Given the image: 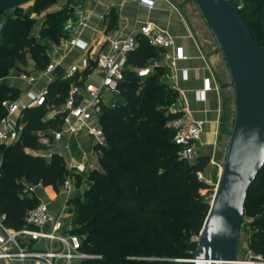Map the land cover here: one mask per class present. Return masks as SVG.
<instances>
[{
	"label": "trees",
	"instance_id": "obj_1",
	"mask_svg": "<svg viewBox=\"0 0 264 264\" xmlns=\"http://www.w3.org/2000/svg\"><path fill=\"white\" fill-rule=\"evenodd\" d=\"M238 2L244 24L261 45L264 0ZM53 3L34 0L26 5L27 12L23 7L15 9L5 19L0 34V79L9 71H24L27 57L44 70L45 48L29 34L35 17ZM68 15L70 8L45 14L38 38L56 41L62 37ZM135 42L126 63L141 68L158 57L142 36L137 35ZM132 70L125 68L114 106L103 107L99 116L103 144L93 147L98 168L72 176L75 183L85 179L89 184L79 198L67 202L75 214L68 233L82 237L80 251L94 256L80 264H191L186 260L191 259L196 242L190 237L198 236L209 206L200 194L206 186L196 176L208 161L198 157L188 163L176 156L178 147L172 143L169 123L181 112L172 110L179 101L177 92L164 82L165 68L156 67L143 79ZM71 82L74 78L55 80L44 105L24 111L19 139L0 146V217L9 230L23 228L25 213L38 204L27 187H50L57 193L68 175L61 157L52 154L45 159L26 151L46 150L37 144L35 132L60 129V111L51 118L40 116L46 114L45 106L60 108ZM17 97L16 89L0 84V119L4 115L1 102ZM244 219L249 230L247 251L264 260V165L249 189Z\"/></svg>",
	"mask_w": 264,
	"mask_h": 264
},
{
	"label": "crops",
	"instance_id": "obj_2",
	"mask_svg": "<svg viewBox=\"0 0 264 264\" xmlns=\"http://www.w3.org/2000/svg\"><path fill=\"white\" fill-rule=\"evenodd\" d=\"M153 5L150 9L137 3V0H54V3L35 17L34 25L30 30V36L35 38L40 45L45 48L47 65L53 63L65 73L70 66L77 64L79 60L87 58L88 66L85 70H80L72 76L78 86L92 84L98 86L101 79L100 72L95 68V57L99 53L108 50V40H121L127 35H138L139 28L144 24H150L157 30L166 33L172 38L175 46L182 47L186 59L175 63L171 73L172 78L164 80L165 84L174 89L178 95L179 105L173 107L175 111L184 107L193 122L200 125L198 140L194 143V152L199 157L207 159V165L200 173L204 181H210L217 165L216 150L218 138L220 136V121L222 112L221 97L213 78L214 86L217 90L211 89L203 94V100L197 99V93L201 90L202 79L211 74L207 59L198 47L194 36L186 22L184 15L170 0H151ZM82 2L86 21L84 26L76 29L74 33L67 30L70 22V15L65 21V31L62 37L56 41L38 38V29L41 27L44 16L47 13L57 12L64 8H71L72 4ZM24 8V7H23ZM77 41L78 45H69L70 41ZM168 54L171 50L167 51ZM127 59V58H126ZM161 66L165 61L158 55L155 59ZM46 65V66H47ZM125 68H135L133 65L125 63ZM24 71L13 70L9 77L4 78L2 85L7 88H14L18 91L16 101L24 104L28 98L27 94L37 95L43 90L48 92L49 86L55 81H64L62 75L59 78H52L50 75H43V70H38L32 59L27 57ZM31 75L34 82L26 84L17 79L18 73ZM167 74V73H166ZM107 101L108 97L103 96ZM46 108L44 118H51L59 111V107ZM14 117H10V123L14 122ZM64 146L66 150H64ZM94 141L81 134L74 138L63 135L60 141L49 149L42 152L27 150L30 155H41L45 159L49 154H55L62 158L66 164L69 159L83 163L90 169H97V155L93 150ZM37 200L47 208L48 215L53 221H58L61 225L60 233H68L75 221V214L68 201L73 199L75 189L72 187L69 193L64 192L61 186L55 193L50 187L42 188L39 185L27 187ZM50 225L46 224L42 230L48 231ZM19 245L26 251L55 250L58 244L54 241H30L26 238L19 240ZM0 264H38L35 260L24 259H0ZM69 264H80L72 261Z\"/></svg>",
	"mask_w": 264,
	"mask_h": 264
},
{
	"label": "built area",
	"instance_id": "obj_3",
	"mask_svg": "<svg viewBox=\"0 0 264 264\" xmlns=\"http://www.w3.org/2000/svg\"><path fill=\"white\" fill-rule=\"evenodd\" d=\"M137 3L150 9L153 5L151 0H137ZM86 21L85 9L83 4L76 3L71 11L70 22L67 30L74 33L77 28L84 26ZM138 35L145 38L147 43L156 49L158 55L165 61L161 66L157 61L152 60L141 68H133L137 78L143 79L149 76L156 67L165 68V78L171 79L175 63L186 59L182 47L175 46L174 41L166 33H163L150 24L142 25L138 30ZM69 45H78L77 41H70ZM136 48L135 37L130 34L121 40H108V50L99 53L95 57V68L101 74L98 86L83 84L82 86L70 83L67 98L60 106L62 113L60 129L57 131H37L34 133L38 145L46 149L52 148L56 142L60 141L63 135L74 138L81 134L94 141V146L103 144L102 130L99 125V116L102 108H111L117 99V88L123 81L126 58ZM171 50L168 54L167 51ZM88 66L87 58L79 60L63 73L62 79L69 80L80 70H85ZM53 63L48 64L41 72L49 75L54 69ZM167 73V74H166ZM17 79L31 84L34 78L31 75L18 73ZM211 89L217 90L213 83V75L208 69V75L202 79L201 90L197 93V99L203 100V94ZM79 94L81 101L76 107H72V96ZM46 90L37 95L27 94L28 100L24 104L13 101H2L1 108L4 115L0 119V146H8L15 143L23 130L24 111L44 105ZM103 96H107L105 101ZM181 116L172 120L169 127L172 129V143L178 147L176 156L178 159L191 163L194 161V143L198 140L200 125L193 122L186 109L180 107ZM14 117V122L10 123L9 118ZM64 150L66 147L64 146ZM47 158L50 157L48 154ZM68 172L66 179L61 185V189L69 193L73 186V175H81L92 170L81 162L72 159L65 164ZM197 180H202L200 173ZM0 217V259L10 260H35L38 264H69L72 261H84L93 259L94 256L80 251L81 241L75 234L60 233L61 225L58 221H53L47 213L44 204L38 203L34 208L28 210L24 215V227L19 230H9L2 224ZM49 224V230L43 231L42 228ZM26 238L30 241H54L58 244L55 250L45 251H26L19 245V240ZM249 253V252H248ZM191 254V253H190ZM190 263L192 260H186ZM235 264H264V260L257 256L239 259Z\"/></svg>",
	"mask_w": 264,
	"mask_h": 264
},
{
	"label": "water",
	"instance_id": "obj_4",
	"mask_svg": "<svg viewBox=\"0 0 264 264\" xmlns=\"http://www.w3.org/2000/svg\"><path fill=\"white\" fill-rule=\"evenodd\" d=\"M34 0H0V15ZM225 64L232 88L233 118L218 181L202 223L191 264H235L249 189L264 165L263 41L258 45L235 0H191ZM63 71L55 66L50 77ZM81 101L72 96V107ZM194 152V159L198 158Z\"/></svg>",
	"mask_w": 264,
	"mask_h": 264
},
{
	"label": "rangeland",
	"instance_id": "obj_5",
	"mask_svg": "<svg viewBox=\"0 0 264 264\" xmlns=\"http://www.w3.org/2000/svg\"><path fill=\"white\" fill-rule=\"evenodd\" d=\"M173 4L177 6V8L181 11L184 15L186 22L194 36V39L200 48V51L207 59L209 67L212 71L213 78L216 82L222 103V112H221V121H220V136L218 138L217 143V150H216V165L215 173L212 176L210 181H204L203 179L200 180L205 186L206 189L201 191L200 194L204 196V201L209 205L210 199L212 197L215 185L218 181L220 169L222 166L224 152L227 145L232 118H233V103H232V88L229 81L228 73L223 62V59L212 39L210 36L206 26L202 22L201 18L199 17L194 4L191 0H170ZM239 4V0H236ZM77 3V2H76ZM72 4L70 8V13L72 11L73 6L76 4ZM28 7L24 6L23 12H27ZM12 16V11H6L0 15V34L2 30V24L4 23L7 17ZM31 17H34L33 15ZM13 72L9 71L8 75L0 79V84L3 82L2 80L6 77H9ZM45 115H41L40 118H44ZM89 184L88 180L82 179L81 182L75 183V179L73 178V188L75 189V195L73 198H79ZM247 219H244V226L242 227L239 241H238V248H237V258L244 259L252 256L247 251V239L249 235L247 224ZM82 239V237H80ZM191 241L196 242L197 236H191ZM174 262H183L180 260H175Z\"/></svg>",
	"mask_w": 264,
	"mask_h": 264
}]
</instances>
